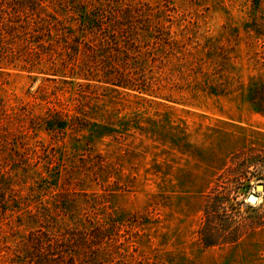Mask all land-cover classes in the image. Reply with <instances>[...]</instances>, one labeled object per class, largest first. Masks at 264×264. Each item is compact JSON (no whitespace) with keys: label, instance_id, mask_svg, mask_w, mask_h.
Returning <instances> with one entry per match:
<instances>
[{"label":"rangeland","instance_id":"1","mask_svg":"<svg viewBox=\"0 0 264 264\" xmlns=\"http://www.w3.org/2000/svg\"><path fill=\"white\" fill-rule=\"evenodd\" d=\"M40 2L102 30L0 69V264H264V0Z\"/></svg>","mask_w":264,"mask_h":264},{"label":"trees","instance_id":"2","mask_svg":"<svg viewBox=\"0 0 264 264\" xmlns=\"http://www.w3.org/2000/svg\"><path fill=\"white\" fill-rule=\"evenodd\" d=\"M57 16L58 12L55 11L53 14L48 12L40 0H0V69L4 65H18L22 70L31 73L34 65L27 60V56L42 57L45 53L43 47L47 43L45 39L51 37L54 32L57 37H66V34L73 35L76 44L71 52L76 56L81 46V38L88 34L94 37L102 30L98 16L87 15L83 10L74 19L75 27L65 25L58 20ZM85 80L95 81L88 78ZM96 82L109 84L126 91L141 90L131 80L122 77L118 80ZM45 126L64 130L67 123L49 119L46 120ZM73 241L74 236H65L64 239L55 242L50 239L34 242V245L40 248L38 251L40 256L34 257L32 264H74L72 260L74 257L71 254L69 256ZM58 242L65 246H59ZM204 243L206 246L211 244L205 241Z\"/></svg>","mask_w":264,"mask_h":264},{"label":"water","instance_id":"3","mask_svg":"<svg viewBox=\"0 0 264 264\" xmlns=\"http://www.w3.org/2000/svg\"><path fill=\"white\" fill-rule=\"evenodd\" d=\"M258 191H262L263 190V186H258L257 187ZM247 202L249 204H255L257 202V197L255 195H249L247 198Z\"/></svg>","mask_w":264,"mask_h":264}]
</instances>
